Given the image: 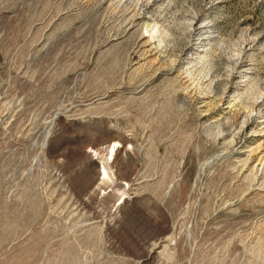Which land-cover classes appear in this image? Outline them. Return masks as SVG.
<instances>
[{"label":"rangeland","instance_id":"1","mask_svg":"<svg viewBox=\"0 0 264 264\" xmlns=\"http://www.w3.org/2000/svg\"><path fill=\"white\" fill-rule=\"evenodd\" d=\"M262 94L264 0H0V264H264Z\"/></svg>","mask_w":264,"mask_h":264},{"label":"bare ground","instance_id":"2","mask_svg":"<svg viewBox=\"0 0 264 264\" xmlns=\"http://www.w3.org/2000/svg\"><path fill=\"white\" fill-rule=\"evenodd\" d=\"M192 27V26H191ZM199 30H203L204 28H206V26L205 25H199L198 27H197ZM189 29V28H188ZM192 29V28H191ZM150 32V31H149ZM157 32V31H156ZM198 32V31H197ZM196 32V33H197ZM152 33V32H151ZM150 33V34H151ZM152 35V34H151ZM151 38H152V36H150ZM155 37V36H154ZM153 40V39H152ZM197 41V40H196ZM200 44V42H197L196 44H195V47H197L198 45ZM153 45H154V48L156 49V50H160L161 51V49H160V46H159V44L158 43H155L154 41H153ZM195 47H192L191 48V51L192 50H197ZM198 51V50H197ZM190 60V57L189 56H186L185 57V59H184V62H186V63H188V62H190L189 61ZM250 71H251V68H249V67H245V69H244V72H245V76L244 77H247L249 74H250ZM243 82V81H242ZM242 84H244V83H242ZM259 99V101H257L258 103V107H259V110H258V112H257V114L256 115H258V116H261V117H264V94H262V97L261 98H258ZM264 119V118H263ZM115 145H113V146H111V147H109L108 148V150H107V154H106V156H105V162H106V160H108V157H110V155H111V153H114V150H115ZM264 161V160H263ZM262 161V162H263ZM105 162H103L102 163V165H103V169H104V173H103V175L105 176V177H108V172H107V170H106V165H105Z\"/></svg>","mask_w":264,"mask_h":264}]
</instances>
